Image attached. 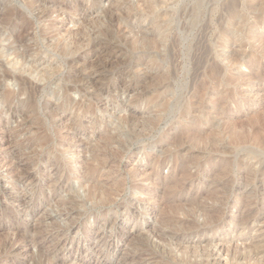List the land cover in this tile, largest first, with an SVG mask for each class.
Here are the masks:
<instances>
[{"label": "rangeland", "instance_id": "rangeland-1", "mask_svg": "<svg viewBox=\"0 0 264 264\" xmlns=\"http://www.w3.org/2000/svg\"><path fill=\"white\" fill-rule=\"evenodd\" d=\"M198 1L0 0V76L22 70L41 88L28 105L11 80L5 86L17 100L0 102V264H264V147L257 140L264 139V123L249 122L264 114V44L246 39L248 27L240 35L245 42L235 36L245 44L237 48L241 59L258 62L239 71L257 70L260 79L244 82L237 94L229 90L224 100L223 85L220 94L208 95L217 82L205 77L209 62L194 61L196 38L212 16L209 34L218 32L219 8L237 2L241 11L247 0H202L203 15L195 11L201 25L186 36ZM259 9L246 13L260 40ZM143 36L148 44L140 41ZM160 39L161 49L146 54L145 47ZM233 39L230 47L236 50ZM59 40L70 48L67 55L60 53ZM136 47L145 53L141 61L132 56ZM45 71L53 74L50 79L42 77ZM218 112L236 116L222 120ZM231 121L238 122L236 130ZM188 131L196 139L200 134L199 140ZM105 135L116 142L106 145ZM45 137L51 142L45 144ZM87 160L100 170L93 201L86 179L65 182L66 174H83ZM153 161L160 164L152 166ZM182 168L189 176L178 197H167L158 179ZM63 181L67 187L55 199ZM59 196L82 203L67 211L58 205ZM234 214L244 220L232 222ZM45 252L50 260L42 257Z\"/></svg>", "mask_w": 264, "mask_h": 264}, {"label": "bare ground", "instance_id": "bare-ground-1", "mask_svg": "<svg viewBox=\"0 0 264 264\" xmlns=\"http://www.w3.org/2000/svg\"><path fill=\"white\" fill-rule=\"evenodd\" d=\"M212 0H210V2H211ZM234 1V0H233ZM238 1V0H237ZM30 4H28V7H30L31 9H32V7H34V5L36 4V2L35 1H31V2H29ZM148 6H149V4H147ZM204 6L205 5H203V1L201 0L200 2L198 1V3L194 6V8L192 9V14L190 15V23H189V26L187 27V28H185V30L187 31V33H185V35L186 36H188L189 34H191L192 33V31H194V30H196V27L200 24L201 25V23H200V21L202 20V18H199L198 16H196V13H195V11L196 10H198V12H199V10H201V13H199L200 15L202 14L203 15V8H204ZM232 8H229V9H227V7H226V9H225V7H221V8H219V18H218V20H219V22H218V32L217 33H214V36H211L210 34H209V30L210 29H212V25L215 23V19L214 18H212L211 17V19L209 20V22L208 23H206V25H204L203 27H202V29L200 30V32H199V35L197 36V38H196V45H195V51H196V53H198V54H196L195 53V56L193 57V58H195V60L194 61H196L197 60V63H196V65H198L199 63H204V64H206L207 62H209L208 63V69H209V67L211 68V73L210 74H207V73H205V77H208L210 80H214V81H216L217 82V85H213L214 86V88H211L210 89V91L209 90H207L208 91V95H213V94H215V95H218V94H220L221 92V100L223 99H226V98H228L227 97V95H229L230 93H229V90L230 91H234V93H238V91H239V89H240V87L242 86V84L244 83V82H246V83H248V82H250L248 85H252V84H254L255 82H257V81H259V74H258V72H257V70H253V72L251 73V75H249V74H246V73H244L243 71H239V68L241 67V66H243V65H245V66H247V68L248 69H252L253 68V66H257L258 65V62H255V61H253V60H249L248 62H245V61H243L242 59H241V57H242V54H241V52H239V50H237V48L238 49H240V50H242L243 48H244V45H243V43L241 42V41H234L235 40V36H238V37H240V35H242V34H245L244 33V31L247 29V27L249 28L248 29V32L246 33L247 34V40L248 41H254V42H258L259 41V43L260 44H264V39L263 38H261L260 40L259 39H257L255 36H254V33L258 30V28H256V26H254V25H251V22H250V20H249V17H247V13L246 12H250V11H256L258 8H259V6H260V14H259V17H261V16H264V0H247V2L245 3V4H243V8L241 9V11H239V9H238V3L237 2H232ZM150 7V6H149ZM151 8V7H150ZM153 8V7H152ZM44 10H43V13H45L47 10L45 9V8H43ZM32 12V11H31ZM9 13V12H8ZM195 13V14H194ZM22 14V13H21ZM40 15H42V14H40ZM7 17H6V23L5 24H9V23H11V20L12 19H10L11 18V16L13 17V12H11L10 14H8V15H6ZM10 16V17H9ZM17 16V15H16ZM33 16V15H32ZM2 17V16H1ZM43 17H45V16H43ZM226 17H228L229 18V21L228 22H222V20L223 19H225V21H227L226 19ZM3 18V17H2ZM3 20V19H2ZM20 20V19H19ZM4 21V20H3ZM2 21V22H3ZM19 22V21H18ZM46 22V21H45ZM118 22V21H117ZM173 22V21H172ZM3 23V24H4ZM23 23V22H22ZM21 23V24H22ZM26 23V22H25ZM4 24V25H5ZM28 24V23H27ZM24 25V24H23ZM170 25V24H169ZM250 26V27H249ZM27 27V26H26ZM28 28V27H27ZM26 29V28H25ZM1 30V29H0ZM8 30V29H7ZM20 30H22V29H20ZM3 30H1V32H2ZM25 31V30H24ZM122 31V30H121ZM144 31V30H143ZM216 31V30H215ZM21 32V31H20ZM145 32V31H144ZM246 32V31H245ZM213 33V32H212ZM20 34V37H18L16 40H14L15 42H17L18 43V41H20V39H21V33H19ZM121 34V33H120ZM139 34H141V33H139ZM159 34V33H158ZM136 35H137V33L135 34V36H134V38L136 37ZM144 35V34H143ZM60 36H62V35H60ZM9 37V36H8ZM133 37V36H132ZM212 37H214V39H213V41H212V43H211V45L210 44H206V42L207 43H209V41L211 42V38ZM12 38V37H11ZM27 38V37H26ZM62 38V37H61ZM141 38H142V36H141ZM140 38V41H142L144 44L143 45H145L149 40L148 39H146L144 36H143V38L144 39H141ZM154 38V37H153ZM233 39V41L235 42V45H236V50H234L233 48L231 49V43H232V39ZM240 38H242V37H240ZM244 38V39H245ZM10 39V38H9ZM135 39H138V38H135ZM157 39V38H156ZM24 40V39H23ZM242 40H243V38H242ZM10 41V40H9ZM9 41H7V42H9ZM13 41V40H12ZM61 40H59V46H60V49H61V51H60V53L62 54V55H67L68 53H69V50H68V48L67 47H65V45H60V42ZM135 41H137V40H135ZM139 41V42H140ZM244 41V40H243ZM246 41V40H245ZM244 41V42H245ZM14 42V43H15ZM22 42V41H21ZM138 42V43H139ZM177 42V41H176ZM186 42V41H185ZM16 43V44H17ZM25 43V42H24ZM152 43V42H151ZM150 43V47H145V53L146 54H151V52H152V50L153 49H158L157 47L159 46L160 47V45L163 43L162 42V40L160 39V40H158V41H153V43L151 44ZM55 44V43H54ZM65 44H66V42H65ZM148 44V43H147ZM52 45V44H51ZM67 45V44H66ZM136 45V44H135ZM139 45V44H138ZM141 45V44H140ZM152 45H154V46H152ZM48 46V45H47ZM55 46V45H54ZM68 46V45H67ZM149 46V45H148ZM133 47H135L134 45H133ZM139 47V46H138ZM138 47H136L135 49L137 50H135V52H133L132 53V56H133V58H135L137 61H141L142 59H143V57L145 56V53L143 52V49H140L141 51H139V49H138ZM141 47V46H140ZM177 47V46H176ZM57 48V47H56ZM143 48V47H142ZM147 48V49H146ZM8 49V48H7ZM54 49V48H53ZM70 49V48H69ZM160 49H161V47H160ZM192 49V48H191ZM74 50V49H73ZM157 51V50H156ZM192 51V50H191ZM15 52L16 51H14V54H15ZM188 52V51H187ZM6 53V52H5ZM71 53V52H70ZM156 53V52H155ZM7 54V53H6ZM157 54V53H156ZM182 54V53H181ZM191 54V53H190ZM152 55V54H151ZM35 56V55H34ZM52 56V55H51ZM162 56V55H161ZM191 56V55H190ZM13 57V56H12ZM177 57V56H176ZM15 59V58H14ZM19 59V58H18ZM28 59V58H27ZM161 59V58H160ZM163 59V58H162ZM149 60V59H148ZM11 61V60H10ZM13 61V60H12ZM147 61V60H146ZM160 61V60H159ZM206 61V62H205ZM243 61V62H242ZM17 62H19V61H17ZM16 62V63H17ZM59 62V61H58ZM22 63V62H21ZM220 63H223V64H225V66H221V64ZM2 64V63H1ZM158 64V63H157ZM17 65V64H16ZM45 65V64H44ZM200 65H202V64H200ZM25 66V65H24ZM32 66V65H31ZM56 66V65H55ZM159 66H160V64L159 65H157V66H153V67H156L155 69L156 70H158L159 69ZM162 66V65H161ZM206 66V65H205ZM1 67V66H0ZM4 67V66H3ZM15 68H17L16 66H14ZM30 66H28V68H29ZM33 67H35V66H33ZM51 67V66H50ZM5 68V67H4ZM25 68V67H24ZM40 68V67H39ZM38 68V69H39ZM53 68V67H52ZM26 69V68H25ZM32 69V68H31ZM140 69V68H139ZM241 69V68H240ZM16 70V69H15ZM21 70V69H20ZM28 70V69H27ZM46 70V69H45ZM146 70V71H145ZM144 73H145V76L146 77H150V71H149V69L147 70L146 68L144 69ZM166 71V70H165ZM207 71V70H206ZM259 71V70H258ZM23 71L21 70V72H19V75H13V74H10V73H8V72H4V75L3 76H0V102H4V103H9V104H11L12 105V103L14 104V102L17 100V97H16V93H14V92H11V91H9V90H7L6 89V86H5V84L7 83V82H11V80L12 81H15V82H17L18 84H19V86H20V90H19V94H21V95H26L27 96V101H26V103L29 105V104H33L34 102H35V100L37 99V96L39 95V93H38V91H41V88H37L35 85H33V83L27 78V77H25V76H23V73H22ZM36 72V71H35ZM58 72H59V68L57 69V67H55L54 68V70H53V73H56V74H58ZM152 72V71H151ZM236 72V73H235ZM160 73V72H159ZM51 74V75H50ZM55 74V75H56ZM161 74V73H160ZM163 74V73H162ZM200 74V73H199ZM203 74V73H202ZM40 75V74H39ZM53 74L52 73H49L48 71H45L44 72V74L42 75V77H46V78H49L50 79V77L52 76ZM59 75V74H58ZM152 75H153V72H152ZM41 76V75H40ZM48 76V77H47ZM155 76V75H154ZM163 76H165V75H163ZM42 77H40V78H42ZM163 78H165V77H163ZM168 78V77H167ZM169 78H170V76H169ZM44 79V78H43ZM52 79V78H51ZM145 79V78H144ZM158 79H162V76H161V78H158ZM206 80V79H205ZM161 81V80H160ZM9 82V83H10ZM254 82V83H253ZM216 84V83H215ZM9 85V84H8ZM208 85V84H207ZM220 85H223L224 87H226L227 89L225 90V91H223V89L220 91V93H219V91L217 90L218 88H219V86ZM39 87H41V86H39ZM205 87V86H204ZM221 87V86H220ZM42 89H43V87H42ZM205 90V89H204ZM218 91V92H217ZM204 92V91H203ZM216 92H217V94H216ZM229 93V94H228ZM193 94V93H192ZM197 95V94H196ZM199 95V94H198ZM214 96V95H213ZM192 97V96H191ZM194 97H195V95H194ZM212 97V96H211ZM210 97V98H211ZM214 98H216V97H214ZM218 98V97H217ZM201 99V98H200ZM192 100V99H191ZM211 101V100H210ZM214 101V100H213ZM218 102V101H217ZM196 103V102H195ZM68 105V104H67ZM66 105V106H67ZM76 105V104H75ZM208 105V104H207ZM219 105V103H217V104H215V108H217V106ZM192 106V105H191ZM213 106V105H212ZM35 108V107H34ZM38 108V107H37ZM37 108H36V110H37ZM186 108L187 109H189V105H187L186 106ZM214 108V109H215ZM249 108V107H248ZM65 109V108H64ZM250 109V108H249ZM253 109V108H252ZM35 110V111H36ZM211 110V109H210ZM217 110V109H216ZM246 110V109H245ZM58 110L56 109V111L55 112H57ZM66 111V110H65ZM88 111V110H87ZM218 111H220V110H218ZM247 111V110H246ZM13 112H15V111H13ZM12 112V113H13ZM34 112V111H33ZM200 112V111H199ZM240 112V111H239ZM17 114H18V112H17ZM133 115V114H132ZM207 115V114H206ZM218 115L220 116V117H222L221 119L222 120H225V118H227L229 115H233V116H236V113H227V112H218ZM217 115V116H218ZM78 117H79V115H78ZM206 117V116H205ZM55 119V118H54ZM127 119V118H126ZM215 119V118H214ZM237 119V118H236ZM248 119V118H247ZM206 120V119H205ZM231 120V119H230ZM213 121V120H212ZM228 121V120H227ZM235 121V120H234ZM238 121V120H237ZM236 121V124H234L233 123V121H231L234 125L233 126H230V127H232L233 129L235 128V130H236V126L238 125V122ZM244 121H246V118L244 119ZM230 122V123H231ZM247 122V121H246ZM249 122H251V123H255V122H257V123H259V122H261V123H264V114H259L257 117H255V118H253V116H252V118H250L249 119ZM229 123V122H228ZM228 123H226V124H228ZM242 123V122H241ZM59 124V123H58ZM57 124V125H58ZM71 124V123H70ZM196 124V123H195ZM207 124V123H206ZM80 125V124H79ZM123 125V124H122ZM178 125H181L180 123L178 124ZM205 125V124H204ZM236 125V126H235ZM59 126V125H58ZM138 126V125H137ZM172 126H174V125H172ZM175 126H177V125H175ZM212 126V125H211ZM215 126V125H214ZM71 127V126H70ZM182 127V126H181ZM186 127V126H185ZM185 127H184V129H185ZM195 127H197V126H195ZM200 127V126H199ZM216 127V126H215ZM238 127H239V125H238ZM238 127H237V129H238ZM190 128V127H189ZM212 128V127H211ZM217 128V127H216ZM231 128V129H232ZM214 129V128H213ZM230 129V130H231ZM186 130H187V128H186ZM190 130H191V128H190ZM211 130V129H210ZM14 131V130H13ZM194 131V130H193ZM214 131V130H213ZM26 132V131H25ZM189 133H188V135L194 140V139H196L195 137H196V135L193 133V132H191L190 133V131H188ZM200 132V131H199ZM198 132V133H199ZM209 132V131H208ZM212 132V131H211ZM219 132V131H218ZM233 132V131H232ZM108 133V132H107ZM212 133H214V132H212ZM20 134V133H19ZM53 134V133H52ZM106 134V133H105ZM117 134V133H116ZM183 134V133H182ZM194 134V135H193ZM204 134V133H203ZM184 135H185V133H184ZM183 135V136H184ZM200 135V134H199ZM199 135H198V137H199ZM222 135V134H221ZM106 136V135H105ZM116 136H118V135H116ZM243 136V135H242ZM18 137V136H17ZM16 137V138H17ZM107 137V136H106ZM197 137V139L199 140V138ZM243 137H245V136H243ZM117 138V137H116ZM115 138V136L113 137V136H108L107 138H106V141H107V143H105L106 145H112L113 143H115L116 142V139ZM83 139V138H82ZM197 139H196V142H197ZM240 139V138H239ZM243 139V138H242ZM16 140V139H15ZM43 140L45 141V144H47V142L49 143V142H51L50 141V139H49V137H45V138H43ZM90 140V139H89ZM258 141H259V144H261V146H263L264 147V139L262 140L261 138H259V139H257ZM58 141V140H57ZM105 141V142H106ZM202 141V140H201ZM201 141H199V142H201ZM12 142H14V141H12ZM214 142V141H213ZM17 143V142H16ZM42 143V142H41ZM56 143V142H55ZM193 143V142H192ZM14 144V143H13ZM40 144V143H39ZM90 144V143H89ZM123 144V143H122ZM33 145V144H32ZM21 146V145H20ZM43 146V145H42ZM117 146V145H116ZM18 147H19V144H18ZM66 147V146H65ZM69 147V146H68ZM118 147V146H117ZM125 147V146H124ZM24 149V148H23ZM31 149V148H30ZM68 149V148H67ZM123 148H121L120 150H122ZM222 149V148H221ZM31 150H33V149H31ZM50 150V149H49ZM58 150V149H57ZM66 150V149H65ZM109 150H111V149H109ZM117 150H119V149H117ZM119 150V151H120ZM125 150V149H124ZM98 151V150H97ZM37 152V151H36ZM115 152V151H114ZM118 152V151H117ZM122 152V151H121ZM13 153V152H12ZM62 153V152H61ZM102 153V152H101ZM111 154H112V152H110ZM57 154H59L58 153V151H57ZM87 154V153H86ZM94 154V153H93ZM92 154V155H93ZM118 154V153H117ZM14 155V154H13ZM94 156V155H93ZM96 156V155H95ZM94 156V157H95ZM114 156H115V154H114ZM51 157V156H50ZM93 157V158H94ZM156 157V156H155ZM6 159V158H5ZM91 159V158H90ZM117 159V158H116ZM153 159V158H152ZM257 159V158H256ZM263 159V158H262ZM51 160V159H50ZM156 160V159H155ZM159 160V159H158ZM15 161V160H14ZM13 161V162H14ZM94 161H98V160H95L94 159ZM94 161H92V162H94ZM102 161V160H101ZM101 161L99 162V164L101 163ZM86 162V161H85ZM87 162H88V160H87ZM89 162H90V160H89ZM89 162H88V164H89ZM90 163L89 165H88V167H85L86 168V171L83 173V174H81L80 172H73L71 175L69 174H66V180H65V182H67V181H69L72 177H74V178H79V177H82L83 179H86L87 180V183H88V185L90 186V189H92V190H90V192H89V195H88V197H89V200H91V201H93L94 200V198H95V196H93L94 194V191H93V189H95L96 188V186H97V181H98V178L100 177V175H99V171L100 170H98V168H97V166H95L96 165V163H95V165H93L94 163ZM154 162V161H153ZM77 163V162H76ZM159 163V161H155L154 163H153V165L152 166H154V164L155 165H157ZM182 163V162H181ZM184 163V162H183ZM182 163V164H183ZM259 163H262V161L261 160H259ZM45 164V163H44ZM160 164V163H159ZM158 164V165H159ZM16 165V164H15ZM53 165V164H52ZM84 165H85V163H84ZM98 165V164H97ZM101 165V164H100ZM103 165H104V163H103ZM184 165V164H183ZM182 165V166H183ZM19 167V166H18ZM187 167V166H186ZM100 168V167H99ZM156 168V167H155ZM84 169V168H83ZM182 169H184V168H182ZM63 170V169H62ZM181 170V169H180ZM14 171H15V169H14ZM13 171V172H14ZM24 171V170H23ZM61 171V170H60ZM176 171H178V169L176 170ZM189 171V170H188ZM188 171H187V168H185L184 170H182V171H179V173H173L174 175L172 176V178H159L158 180L160 181H158L159 183H161V184H164L165 185V189H166V191H167V193H168V195L169 196H167V197H173V199H175L176 197H178L177 196V194H179V189L181 188V187H183V184L184 183H181L182 181H184L185 180V178L187 177V176H189V173H188ZM17 172V171H16ZM20 172V171H19ZM22 172V171H21ZM62 172V171H61ZM68 172V171H67ZM23 173V172H22ZM63 173V172H62ZM158 173V172H157ZM156 172H155V175L157 174ZM26 174V173H25ZM65 174V173H64ZM15 175H17L16 173H15ZM53 175V174H52ZM144 175V174H143ZM158 175V174H157ZM156 175V176H157ZM23 176H27V174L26 175H23ZM23 176H22V178H23ZM31 176V175H30ZM30 176L28 177V178H30ZM33 176V175H32ZM160 176V175H159ZM191 176V175H190ZM60 177V176H59ZM158 177V176H157ZM161 177V176H160ZM25 178V177H24ZM19 179V178H18ZM153 179H156V177L155 178H153ZM75 180V179H74ZM29 181V180H28ZM71 181V180H70ZM27 182V181H26ZM56 182V181H55ZM65 182L63 181L62 182V184H60V185H58V188L56 189V191L54 192V194H53V197H55V199L57 198L58 199V195H59V190H62V189H64L65 188V186L67 187V183L65 184ZM30 183V182H29ZM51 183V182H50ZM53 183V182H52ZM94 183H96L94 186H93V184ZM103 183V182H102ZM155 183H157V182H155ZM158 183V184H159ZM157 184V185H158ZM160 184V185H161ZM181 184V185H180ZM69 185V184H68ZM99 186V185H98ZM97 186V187H98ZM161 188V187H160ZM99 189V188H98ZM67 191V190H66ZM69 191V190H68ZM70 191H71V189H70ZM163 191V193H164V190H162ZM69 193V192H68ZM72 193V192H71ZM100 194V193H99ZM101 195V194H100ZM115 195V194H114ZM165 195V194H164ZM102 197V196H101ZM150 197V196H149ZM163 197V196H162ZM59 198H60V196H59ZM104 198V197H103ZM102 198V199H103ZM62 198H60V200L57 202L58 203V205L61 207V208H63V209H65V210H67V211H71V210H73V208H76L78 205H79V203H78V201H80V200H78L77 201V199H79V198H75V197H70V199H69V201H63V200H61ZM152 199V198H151ZM170 199V198H169ZM181 199V198H180ZM241 199V198H240ZM251 199H253V198H251ZM97 200V199H96ZM171 200V199H170ZM56 201V200H55ZM104 201H106V199L104 200ZM172 201V200H171ZM246 201V200H245ZM248 203H247V205L249 206L250 204L252 205V203H253V200H250V197H249V199H248ZM264 201V200H263ZM97 202H98V200H97ZM176 202V201H175ZM247 202V201H246ZM82 203V202H81ZM80 203V204H81ZM88 203V202H87ZM171 203V202H170ZM255 203V202H254ZM263 203V202H262ZM83 204H85V203H83ZM237 204V203H236ZM246 204V203H245ZM261 204V203H260ZM259 205V204H258ZM243 206H245V205H243ZM242 206V207H243ZM262 206H263V204H262ZM79 207V206H78ZM82 207V206H81ZM246 207V206H245ZM240 208V207H239ZM247 208V207H246ZM242 209H244V208H242ZM6 210V209H5ZM205 212V214H206V216L208 215V211L207 210H204ZM66 212V211H65ZM203 213V212H202ZM204 214V215H205ZM69 215V214H68ZM74 215V214H73ZM248 215V214H247ZM248 217V216H247ZM236 219H237V221H236ZM244 220V216H240L239 218H238V214H234L233 216H232V218H231V221L232 222H241V221H243ZM230 221V222H231ZM37 222V221H36ZM91 223V222H90ZM34 225V224H33ZM32 225V226H33ZM225 225V224H224ZM32 228V227H31ZM87 228V227H86ZM215 229V228H214ZM30 230V229H29ZM37 230V229H36ZM32 231H33V229H32ZM14 232V231H13ZM12 232V233H13ZM16 233H17V235H19V236H21V234L19 233L20 231L17 229L16 231H15ZM23 232V231H22ZM24 233H26V231L24 232ZM37 233H39V232H37ZM166 233V232H165ZM200 233V232H199ZM23 234V233H22ZM28 234H29V232H28ZM42 234V233H41ZM18 236V237H19ZM30 236V235H29ZM162 236V235H161ZM164 237V236H163ZM20 238V237H19ZM168 238V237H167ZM37 239L39 240V239H41V236L40 235H38L37 236ZM42 239H44L43 237H42ZM47 239V238H46ZM168 240V239H167ZM6 241V240H5ZM37 241V240H36ZM44 241V240H43ZM169 241V240H168ZM174 244V243H173ZM179 244V243H178ZM2 246V245H1ZM7 246V245H6ZM180 247V246H179ZM57 249V248H56ZM43 250V249H42ZM205 250V249H204ZM226 250V249H225ZM236 250V249H235ZM208 251V250H207ZM41 252V251H40ZM198 252V251H197ZM204 252V251H203ZM189 253H191V252H189ZM194 253V252H193ZM205 253V252H204ZM236 253V252H235ZM45 254H47L46 252H45ZM200 254H202V253H200ZM205 254H207V253H205ZM203 256H204V254H202ZM48 254L47 255H43L42 254V257L43 258H45V261L46 260H50L51 258L49 257V259H47L48 258ZM51 256H52V254H51ZM213 256V255H212ZM238 256V255H237ZM199 257V256H198ZM201 258V257H200ZM204 258H206L205 256H204ZM237 258V257H236ZM199 260V259H198ZM201 260V259H200ZM204 260H206V259H204ZM41 261V260H40ZM44 261V260H43ZM44 261V262H45ZM200 262H202V261H200ZM200 262H198V264L200 263ZM46 263V262H45ZM48 263V262H47ZM197 263V262H196ZM50 264V263H49ZM205 264V263H204Z\"/></svg>", "mask_w": 264, "mask_h": 264}]
</instances>
